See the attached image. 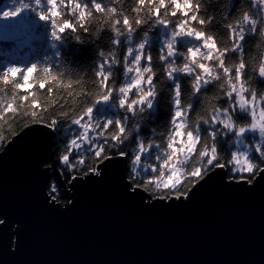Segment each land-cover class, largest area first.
Masks as SVG:
<instances>
[{
  "label": "trees",
  "instance_id": "1",
  "mask_svg": "<svg viewBox=\"0 0 264 264\" xmlns=\"http://www.w3.org/2000/svg\"><path fill=\"white\" fill-rule=\"evenodd\" d=\"M12 1L23 5L24 9L20 15L22 26L18 33L13 32L16 25L10 26L6 32H0V78L7 72L8 67H20L22 72L13 76L12 82L8 84H4L0 79V136L4 137L0 140V151L4 144L24 127L36 123L45 124L56 119L59 123L56 126L52 149L60 175L64 183L68 184L76 174L67 175L62 172L58 157L61 150L66 149L68 142L73 138L77 139L79 135L78 127L63 114L68 113L69 117L73 113L78 114L84 105L92 103L95 98L93 96L96 91L95 82L98 81L96 73L101 71L103 66V72L109 74V85L115 91L105 105L103 100H98L93 106L94 123L91 130L94 137L91 138L89 145L106 142L107 147H112L113 138L118 136L123 143L116 146L128 151L131 156L139 144H152L140 166L141 177L151 181V188H156L161 181L171 184L177 175L176 172L171 173V165L164 164L166 153L169 151L167 146L169 134H174L170 121L174 111V89L177 83L182 90V107L188 103L193 105L191 113L181 120L184 128L175 130L181 133L176 138L177 152L186 151L190 138L193 139L194 149L195 141L199 138L202 149L205 146L210 148L215 143L221 158L225 161L230 160L232 155L237 153L238 146H241V150L246 152L250 159L264 165V160H261L255 151L258 145H264V138L258 131L249 129L245 134L237 136L219 120L215 123L212 121L218 106L220 109L227 107L236 122L249 123L251 112L248 108H239L236 93L243 87L245 91L241 95L249 102L254 100L253 91L256 93L255 100L264 92V77H260L258 71H252L255 54L258 58L259 52L256 45L260 43L261 47H264V42L259 40L261 28L258 27L255 33L249 32L244 35L241 41L243 56L239 49L236 52L231 51L232 35L228 25L239 15V0L237 7H234L228 16L220 11L216 0H184L185 10L175 16L170 14L174 8L172 0H152L151 3L146 2L143 8L139 0H95L96 3L103 5V13H96L93 0H78L80 8L76 7L77 0H58L60 16H50L46 21L40 19V14H48L51 11L50 0H0V15ZM158 2L161 16L170 23H156L152 17L151 12L157 7ZM165 3L166 8L163 7ZM85 5L87 28L82 29L80 11ZM137 9H141L140 12ZM125 16L132 21L133 31H128L123 24ZM137 16H141L144 21L147 19L148 23L137 25ZM53 19L61 25L58 40L50 35L53 31ZM1 21L2 18L0 23ZM68 21L76 25V31L64 30ZM113 28L118 29L119 34L113 31ZM181 28L191 31L193 35L175 38L173 45L175 53L173 59H170L165 42L169 40L172 31ZM199 33H207L209 41L207 47H204L198 38ZM212 37L215 38L219 49L213 47ZM114 40L117 43L114 44ZM140 43L144 44L142 52L145 56L143 61L147 64L145 68L152 69V72H145L146 79L155 73L151 83L147 80L149 83L147 91H153L154 96L150 97L152 100L150 108L146 102L133 104L135 112L131 113L126 106L121 108L118 105L120 99L118 90L128 82L126 69L132 66L131 62L135 59V51L129 54L128 50ZM190 49L198 51V54L195 57L186 56ZM224 49L229 50L226 56L223 55ZM149 54L152 57L151 64L146 60ZM161 55L166 59L161 61ZM241 61L246 65L245 68L240 67ZM32 64L38 65V68L32 74L34 79L28 82L27 76L30 75L26 69ZM168 64L177 69L187 65L190 71H173L172 78L169 79V71L166 70ZM48 68L52 69L51 73L47 71ZM52 75L58 76L59 80L52 83L50 78ZM46 79L50 82L42 89L43 84H39V81ZM197 82L202 87L200 92L194 95L193 85ZM17 83H24L26 86L19 89L16 87ZM233 85L236 86L234 89ZM230 92L231 97L228 95ZM140 94L137 89H130L126 104L139 100ZM25 96L28 97L27 100L24 99ZM206 101L212 105L211 115L205 117L207 123L204 119L197 121V116L207 111ZM8 104L13 106L11 111L7 108ZM231 104L237 105L235 112L230 107ZM141 108L144 109L142 114L139 112ZM35 117L40 119L36 120ZM220 117L222 120L228 118L223 112L220 113ZM108 120H113V124L104 130L103 123ZM119 122L126 124L123 132ZM97 123L100 125L99 128H96ZM84 141L87 151L90 147L87 145L89 141L87 139ZM89 157L91 159L90 153ZM195 163L196 160L193 159L192 164ZM43 165H48V162L44 161ZM226 170L230 178L231 173ZM83 175L81 173L78 176ZM51 186L53 185L50 184L48 187L51 197H58L54 199L64 203L65 199L58 190V195L51 193ZM54 186L56 187L55 184Z\"/></svg>",
  "mask_w": 264,
  "mask_h": 264
},
{
  "label": "water",
  "instance_id": "2",
  "mask_svg": "<svg viewBox=\"0 0 264 264\" xmlns=\"http://www.w3.org/2000/svg\"><path fill=\"white\" fill-rule=\"evenodd\" d=\"M54 138L36 123L0 151V264H264V184L218 174L188 198L143 202L115 167L65 184Z\"/></svg>",
  "mask_w": 264,
  "mask_h": 264
},
{
  "label": "snow or ice",
  "instance_id": "3",
  "mask_svg": "<svg viewBox=\"0 0 264 264\" xmlns=\"http://www.w3.org/2000/svg\"><path fill=\"white\" fill-rule=\"evenodd\" d=\"M151 3L152 0H139V4L141 8L145 5V3ZM51 3V11L48 14H40L41 20H48L49 17H59L60 11H59V4L58 0H50ZM172 3L174 5L173 11L170 13L171 15L175 16L177 14H180L181 11H184V0H172ZM93 5L96 13H103L104 7L100 3H96L95 0H93ZM27 7V5H25ZM76 7L80 8V5L76 3ZM163 7H167V3L163 5ZM23 9L20 11H17L13 16L16 17L19 14H21ZM87 5H85L81 11H80V27L82 29H86L85 20H86V13ZM141 9H137L138 12H140ZM152 17L155 18L156 23L161 24H168L170 21L166 20L161 16L160 12V6L156 7L151 12ZM0 18H9V13L5 12L3 14V17ZM116 23H119V21H116ZM137 25L144 23V20L141 16H137L136 18ZM203 24L204 21H201ZM67 26L64 28L65 31H76V25L71 23L70 21L66 22ZM123 24L125 25L126 29L128 31H133L132 28V21L125 16L123 18ZM53 25V31L51 32V37L53 39H60V31H61V25L57 22L56 19L52 20ZM228 30L231 32L232 35V52H236L237 49H239L241 56H243L242 52V46L241 41L244 37L242 33L238 32V26L234 28L231 24L228 25ZM113 31H115L117 34H119V30L116 28H113ZM181 35H193L191 31H185L183 28L180 30H174L171 33V38L165 42V49L167 50V54L169 56H172L175 52V49L173 47L175 43V37L181 36ZM198 38L202 41L203 46L207 47L208 40H207V33H199ZM113 43H117V41H113ZM211 43L215 49H219L218 44L215 41V38L212 37ZM139 50L144 49V44L141 43L138 45ZM228 49H224L223 55H228ZM129 54L132 52V49L128 50ZM198 54V51L189 50V52L186 54V56L195 57ZM145 59V56L142 51L136 56V60L134 62L133 66H136L139 64V62ZM161 61L165 60L166 57L164 55H161L160 57ZM125 60H127V57H125ZM146 60L148 64L152 63V57L151 55H147ZM241 68H245L246 65L243 64L241 61L240 64ZM38 65L32 64L30 67L26 69L27 73H31L30 76H27L28 82L34 79L32 74L37 71ZM103 66H101V71L96 73V77H98V81H96V91L93 93V96L95 97L94 100L90 105L86 104L84 105L80 112L78 114L73 113L72 116L69 117L68 113H64L63 115L70 119V122L77 127H80L84 129V132L81 134L82 136L88 133V130L92 128L93 126V106L98 100L103 101H109L110 96L115 91L113 87L109 85V74L103 72L102 70ZM185 68L188 69L187 65ZM127 71H132V67H127ZM47 71L49 73L52 72L51 68H48ZM136 71L140 72L139 67H136ZM144 71L146 72H152V69L146 68ZM225 71H228V69H225ZM22 69L20 67H8L7 72L3 75L2 81L4 84H8L12 82V77L16 76L17 74L21 73ZM172 72L169 71L168 76L169 79L172 78ZM260 76L264 77V67H261L259 69ZM143 73H141V76ZM155 73L152 74L148 78L149 83H151L152 79H154ZM51 82L55 83L57 80H59L58 76L52 75ZM197 81H199V77H197ZM49 79L39 81V84H43V88L46 87V85L49 83ZM141 81L139 79L134 80L132 85L128 86H121L119 88V92H129L130 88L135 87L136 85H139ZM207 84V81H205V85ZM26 84L24 83H17L16 87L19 89L25 88ZM71 86V84L69 85ZM154 87V85H153ZM202 85L197 82L193 85V94L199 93L201 90ZM236 86L233 85V89ZM243 87H241V90L243 91ZM229 97H231L232 93H228ZM237 95V93H236ZM154 96L153 91H148L145 93L144 99L140 101V103H147V106L150 108L152 106V100L150 97ZM25 100L28 99L27 96L24 97ZM253 99L255 100V95L253 94ZM121 104L125 107H128L125 100H121ZM12 105L8 104L7 108L11 111ZM230 107L232 108L233 112L236 111L237 105L231 104ZM245 107V97L240 95L239 96V108L243 109ZM193 109L192 103H188L187 105L182 107V90L179 85V83L176 84L174 89V111L171 117L170 123L173 126V133L169 134L168 138V149L169 151L166 153V159L164 161L165 166L171 165V171L176 172V178L173 180L171 184H167L163 181L159 182L157 185L159 187H156V192H151L148 190V188H151L150 180L143 179L140 174V166L143 164V157L145 156L146 152L149 151L150 146H153L152 144H139L137 147V150L135 153H132L130 156L128 151H125L121 149L120 147H117L116 145L122 144L123 140L120 139V137H114L112 140V147H107L106 142L105 143H96L93 145H90L88 147L87 151H85V141L82 139H76L73 138L68 142V146L66 149L60 153L58 159L60 161V167L61 171L64 172L67 175L75 173L76 175H73V180H77V176L81 173L84 174V177H88L90 174L95 177H101L102 172L105 169L108 168H118L122 172V181L124 183V186L127 190V192L131 195H137L142 194L141 199L144 202L145 200V193L147 194V199L149 201L155 200L158 202H161V204H165L164 201H173V200H180L182 197H189V194L202 182L205 181L206 178L217 176L218 174L223 178L228 173H225L223 170L228 169V171L231 173L230 179L240 181H244L247 184H251L252 186H255L257 183L264 184V165L260 164L257 160L250 159L248 155L241 154V153H234L230 160L225 161L221 158L218 147L215 143L211 145V147L205 146L203 149L200 147L199 138L195 141V148L192 150H186L184 152H177L175 150L176 145V138L181 135L179 131H175L176 129H183L184 123H181V120L188 114L191 113V110ZM131 113L135 112V108L132 105L130 109ZM223 112L227 119H221L220 113ZM33 116H35V113H33ZM85 117L87 118L85 120ZM256 114L255 112H252L250 115L249 123L247 124H240L236 122L231 114L228 111V108L220 109L218 106L216 107V114L212 116V121L215 123L216 121H220L222 125H227L235 132V135L241 136L245 134V132L249 129H258L259 135L264 138V127L261 126V122L255 118ZM36 120H39V117H35ZM200 118L197 116V121H199ZM205 122V121H204ZM59 123L58 120L52 119L49 122L45 123V127L51 129L52 131L56 130V126ZM113 120H108L103 123L104 130L108 129L110 126H112ZM121 132L124 131L126 128V124L123 122H119ZM99 123L96 124V128H99ZM198 126V125H197ZM31 129V128H28ZM189 136H191V133H189ZM4 139L3 136H0V140ZM213 139H215L213 134ZM256 154L260 157L261 160H264V145H258L255 149ZM89 153L91 154V159L89 157ZM131 157V160H130ZM195 159L196 163L192 164V160ZM90 161H94V163H90ZM133 161L135 163L133 164ZM129 164H132L133 167L137 168V173L135 175L130 173V169L128 167ZM77 165L79 167H77ZM191 165V167H190ZM71 166V167H69ZM231 166V167H229ZM145 167H147L145 165ZM130 173V174H129ZM255 178V179H254ZM140 180L141 182L138 183L137 181ZM147 185V187H146ZM236 186H240L237 184ZM47 187H49L47 185ZM51 193L55 194L57 189L53 185L50 188ZM159 193V194H156ZM58 198V197H54ZM146 205L151 206L152 203H147ZM0 223H5L4 221H0Z\"/></svg>",
  "mask_w": 264,
  "mask_h": 264
},
{
  "label": "clouds",
  "instance_id": "4",
  "mask_svg": "<svg viewBox=\"0 0 264 264\" xmlns=\"http://www.w3.org/2000/svg\"><path fill=\"white\" fill-rule=\"evenodd\" d=\"M216 2L219 5V9L222 13L227 14V16L232 13L233 8L237 7V0H216ZM157 7H159V2L156 5ZM247 6V7H246ZM239 15L236 16L234 18L233 21H230V24L236 28L238 26V32L242 33L243 35L248 34L249 32L251 33H255V30L259 27L261 28L260 34H259V40L261 42H264V0H239ZM150 11V8H149ZM148 13H145V16H147ZM145 23H148V20L145 19L144 21ZM132 37L130 36L129 39H131ZM141 44V43H140ZM256 48L259 49L258 52V58L257 55L255 54L254 57V61L252 64V71L253 72H257L259 73V69L261 67H264V47H261V44L258 43L256 45ZM131 49V48H130ZM167 71H190V69H187L185 67L182 68H175L173 67L172 64H168L167 65ZM29 75H31V73H29ZM260 76V74H259ZM262 77V76H260ZM140 91V98L139 100H133L130 103H128V107L127 110L129 112L131 109V106L133 104H140V101L142 99H144L145 93H143V90H139ZM245 89H243V91L240 89H238L237 91V96H240L242 92H244ZM253 94L256 95L255 91H253ZM120 95V99L118 100V105L121 108H124V106L121 104V100H128V93L124 92V93H119ZM257 105H264V92H261L259 94L258 99L256 100ZM211 107L212 105L208 104L207 101L205 102V108L207 109V111L202 112L199 115L200 119H204L205 123H207V119L205 118L206 116H210L211 115ZM140 114H142L144 112V109L141 108L139 109ZM261 126L264 127V112H262L261 114ZM227 126V125H226ZM228 127V126H227ZM229 131H231V128L228 127ZM68 145H66L67 147ZM61 152H63V150H61ZM241 154H246V152H241ZM90 163H94V161H90ZM135 163V161H133V164ZM71 167V166H69ZM77 167H79L77 165ZM130 168V173L135 175L137 173V168L133 167L132 164H130L129 166ZM147 187V185H146ZM156 187H159V185H157ZM149 191L151 192H156L155 188H148ZM57 195L58 192L56 191ZM159 194V193H156Z\"/></svg>",
  "mask_w": 264,
  "mask_h": 264
},
{
  "label": "rangeland",
  "instance_id": "5",
  "mask_svg": "<svg viewBox=\"0 0 264 264\" xmlns=\"http://www.w3.org/2000/svg\"><path fill=\"white\" fill-rule=\"evenodd\" d=\"M21 9H24L23 8V5L18 3L17 1H12L10 3H8V5L6 6L5 10L2 12V14L0 15L1 17H3V14L5 12H8L9 13V18H2V21L0 23V32L2 33L3 32H6V29H8L10 26H13L16 25L13 29V32L14 33H18L19 32V29L21 28L22 26V22L20 21V15L19 14L18 16L16 17H11L13 16L17 11H20ZM23 11V10H22ZM171 38V34L169 36V39ZM176 38V37H175ZM132 49V51H135V59L132 60L133 62H131V67H132V71H127V78H128V82L126 83L125 86H128V85H132L134 80L136 79H139L141 81V83L139 85H136L135 87H132L130 89H137L138 92H140L139 90H145L144 93L148 92L147 89L149 90V83H148V79H146L145 77V72L144 71L147 67L143 61V59L139 62L138 65L136 66H133L134 65V62L136 60V56L140 53V51L142 50H139L138 46H135V47H130ZM175 53V52H174ZM173 56V55H172ZM174 57V56H173ZM170 58V57H169ZM170 59H173V58H170ZM147 63V62H146ZM136 67H139L140 69V72H137L136 71ZM141 73H143V75L141 76ZM237 101H238V104H239V96H237ZM106 104V101H104L103 105ZM141 104V103H140ZM244 108H248L250 110V112H255L256 114V119H258L259 121H261V113L264 112V105H257L256 103V100H251L249 102H247L245 100V107ZM254 131H258V129H253ZM84 132V129L78 127V135L79 137L77 139H83V137L85 139H87L88 144L90 143V140L91 138L94 137V133L92 132L91 128L88 130V133H86L85 135H81L82 133ZM192 145H193V139L190 138L189 139V145L187 147L186 150H191L192 149ZM90 146V145H89ZM241 146H238L237 148V153H241V152H244L243 150H241L240 148ZM174 171H172L171 173H173ZM174 175V174H173ZM174 177V176H173Z\"/></svg>",
  "mask_w": 264,
  "mask_h": 264
},
{
  "label": "flooded vegetation",
  "instance_id": "6",
  "mask_svg": "<svg viewBox=\"0 0 264 264\" xmlns=\"http://www.w3.org/2000/svg\"><path fill=\"white\" fill-rule=\"evenodd\" d=\"M53 180H51L50 182H49V185L51 184V185H54L55 184V182L53 183L52 182ZM56 185V184H55ZM57 187V186H56ZM58 191H59V189L58 188H56ZM60 193V192H59Z\"/></svg>",
  "mask_w": 264,
  "mask_h": 264
}]
</instances>
